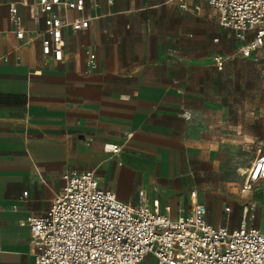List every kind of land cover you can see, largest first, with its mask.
<instances>
[{
    "label": "crops",
    "instance_id": "crops-1",
    "mask_svg": "<svg viewBox=\"0 0 264 264\" xmlns=\"http://www.w3.org/2000/svg\"><path fill=\"white\" fill-rule=\"evenodd\" d=\"M80 1L81 11L56 8L90 19L84 29H64L56 60L42 52L40 37L16 36L10 5L27 33L44 27L43 15L34 19L22 0H0V264H36L27 219L47 211L68 169L94 170L126 203H139L144 190L151 206L170 205L174 217L193 200L173 192L169 178L185 152V121H200L202 71L215 74V58L227 51L217 41V12L204 0H189L199 11L175 0ZM111 142L122 151L107 153ZM263 198L264 190L252 191L244 206ZM232 211L225 205L218 223L209 211L210 222L237 227L243 213L237 222ZM255 225L264 230V213Z\"/></svg>",
    "mask_w": 264,
    "mask_h": 264
},
{
    "label": "built area",
    "instance_id": "built-area-1",
    "mask_svg": "<svg viewBox=\"0 0 264 264\" xmlns=\"http://www.w3.org/2000/svg\"><path fill=\"white\" fill-rule=\"evenodd\" d=\"M175 1L183 11L201 9L199 2ZM204 1L217 12L220 24L234 31L243 56L250 57L264 46V0ZM22 2L29 5L34 19L43 15L44 27L27 33L13 3L10 12L16 36L26 42L40 37L42 52L56 60L64 55V29L81 30L90 21L88 17L71 19L56 10L81 11L80 0ZM88 54V68L93 69L95 53ZM215 60L222 67L223 58ZM104 150L118 154L122 144L106 143ZM62 178V190L47 211L27 219L36 264H145L151 261L148 256L154 258L153 264H264V230L253 222L255 202L246 204L239 225L230 227L227 220L212 224L207 205L196 199L174 217L170 205L161 207L155 201L151 206L144 190L137 204L120 200L115 191L100 186L92 169H68ZM262 178L264 151L248 168L247 181ZM244 187L249 188L248 184ZM224 210L228 213L231 207Z\"/></svg>",
    "mask_w": 264,
    "mask_h": 264
},
{
    "label": "rangeland",
    "instance_id": "rangeland-1",
    "mask_svg": "<svg viewBox=\"0 0 264 264\" xmlns=\"http://www.w3.org/2000/svg\"><path fill=\"white\" fill-rule=\"evenodd\" d=\"M217 31L218 44L227 50L224 63L210 76L202 71L200 121H185V152H178L179 172L169 180L173 192L184 197L196 194L206 203L216 223L227 204L238 222L244 203L251 200L247 195L264 190V180L247 181L249 166L264 151V46L256 56L245 57L232 29L218 22ZM246 184L250 191L244 192ZM257 203L254 224L264 213V198ZM148 259L152 262L145 264H153L154 258Z\"/></svg>",
    "mask_w": 264,
    "mask_h": 264
},
{
    "label": "bare ground",
    "instance_id": "bare-ground-1",
    "mask_svg": "<svg viewBox=\"0 0 264 264\" xmlns=\"http://www.w3.org/2000/svg\"><path fill=\"white\" fill-rule=\"evenodd\" d=\"M193 199H196V194L193 195Z\"/></svg>",
    "mask_w": 264,
    "mask_h": 264
}]
</instances>
